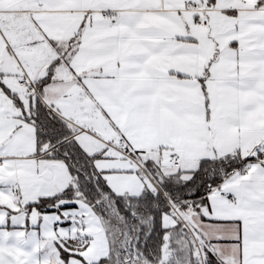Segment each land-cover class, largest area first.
<instances>
[{
    "label": "snow or ice",
    "instance_id": "snow-or-ice-1",
    "mask_svg": "<svg viewBox=\"0 0 264 264\" xmlns=\"http://www.w3.org/2000/svg\"><path fill=\"white\" fill-rule=\"evenodd\" d=\"M0 264H264V0H0Z\"/></svg>",
    "mask_w": 264,
    "mask_h": 264
}]
</instances>
